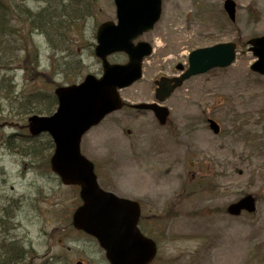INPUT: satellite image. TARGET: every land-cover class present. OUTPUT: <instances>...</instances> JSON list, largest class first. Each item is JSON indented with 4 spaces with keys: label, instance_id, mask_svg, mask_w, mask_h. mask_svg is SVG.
<instances>
[{
    "label": "rangeland",
    "instance_id": "374dc122",
    "mask_svg": "<svg viewBox=\"0 0 264 264\" xmlns=\"http://www.w3.org/2000/svg\"><path fill=\"white\" fill-rule=\"evenodd\" d=\"M234 1L230 22L223 0H162L160 19L137 38L153 51L142 78L120 91L126 102L154 100L153 79L174 75L192 49L233 40L236 60L184 81L163 102L168 128L150 112L124 107L81 141L101 186L139 200L141 228L158 244L152 264H264V76L249 69L254 57L246 45L264 34V0ZM25 6L44 10L50 20L42 33L24 28L34 70L24 79L22 66L10 69L15 85L49 93L101 73L94 35L100 22L115 19L113 0H27ZM126 60L123 53L109 57ZM7 112L2 104L0 252L5 237L23 245L25 264H108L95 240L71 225L77 189L47 168L48 138L28 141L30 114L14 112L6 121ZM208 117L220 125L219 134L209 129ZM17 144L42 155L30 158ZM248 193L256 197L254 213H226L228 203Z\"/></svg>",
    "mask_w": 264,
    "mask_h": 264
},
{
    "label": "water",
    "instance_id": "95a60500",
    "mask_svg": "<svg viewBox=\"0 0 264 264\" xmlns=\"http://www.w3.org/2000/svg\"><path fill=\"white\" fill-rule=\"evenodd\" d=\"M118 23L105 22L97 30L95 54L102 59L103 75L96 78L87 75L79 85L59 87L55 90L57 108L48 116L29 118L32 135L47 132L53 139L54 151L50 157L51 169L64 184H78L83 201L73 213V224L94 234L111 264H145L155 254V243L141 235L136 227L139 207L136 202L121 199L103 191L96 182L93 163L80 153L79 142L83 133L100 122L111 111L121 106L117 87L130 84L140 77L143 55L150 52L146 43L133 45L131 40L143 30L150 29L160 13V0H115ZM224 9L234 19L235 3L224 1ZM250 50L258 57L251 69L264 74V35L248 40ZM235 43L216 44L200 48L189 54V68L179 78H160L157 84L162 100L191 74L204 72L214 66H226L235 57ZM125 51L126 64H109L106 55ZM174 84L170 85L171 81ZM163 87V88H162ZM138 108H152L160 123L168 113L165 107L156 104H139ZM216 132L217 124L210 120ZM234 215L242 209H255L254 198L249 194L228 206ZM79 264V263H77Z\"/></svg>",
    "mask_w": 264,
    "mask_h": 264
},
{
    "label": "trees",
    "instance_id": "16d2710c",
    "mask_svg": "<svg viewBox=\"0 0 264 264\" xmlns=\"http://www.w3.org/2000/svg\"><path fill=\"white\" fill-rule=\"evenodd\" d=\"M26 2L27 0H0V106L4 104L7 107L8 112L3 116L6 121L9 115H15L14 112L25 116L34 112L49 113L55 107L53 95L36 89L23 90L13 83V76L9 75L10 69L20 65L25 73L24 79L29 73L32 76L35 61L34 57L33 60L30 57L28 39L23 30L26 28V34L34 30L42 33L46 31L45 20H50L44 10L31 11L25 6ZM31 44L32 47L36 45L34 42ZM16 146L21 149L22 154L30 155V158L35 159L42 155L21 144ZM3 241L0 264H24L23 245L15 240Z\"/></svg>",
    "mask_w": 264,
    "mask_h": 264
}]
</instances>
